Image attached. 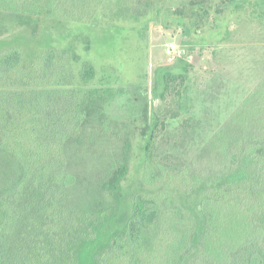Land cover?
Listing matches in <instances>:
<instances>
[{
  "label": "trees",
  "instance_id": "16d2710c",
  "mask_svg": "<svg viewBox=\"0 0 264 264\" xmlns=\"http://www.w3.org/2000/svg\"><path fill=\"white\" fill-rule=\"evenodd\" d=\"M108 0H0V13L99 24ZM149 3L134 0L144 17ZM68 49L31 60L21 48L0 51V264H79L112 215L132 145L104 106L123 88H75L95 68ZM120 138V137H119ZM144 184L166 179L192 198L186 210L168 193L136 192L118 216L121 233L94 264H264V78L198 155L173 172L145 161Z\"/></svg>",
  "mask_w": 264,
  "mask_h": 264
},
{
  "label": "rangeland",
  "instance_id": "374dc122",
  "mask_svg": "<svg viewBox=\"0 0 264 264\" xmlns=\"http://www.w3.org/2000/svg\"><path fill=\"white\" fill-rule=\"evenodd\" d=\"M134 0H108L99 24H76L0 13V51L19 47L31 60L45 49H68L96 72L75 88H123L104 106L118 127L116 149L128 138L132 157L126 179L110 197L112 215L80 245L79 264L121 233L118 216L136 192L149 198L168 193L189 211L192 198L166 179L144 184L145 161L177 172L208 144L264 78V0H144V17L130 12ZM174 44L169 55L166 48ZM120 137V138H119Z\"/></svg>",
  "mask_w": 264,
  "mask_h": 264
},
{
  "label": "built area",
  "instance_id": "2783aa9c",
  "mask_svg": "<svg viewBox=\"0 0 264 264\" xmlns=\"http://www.w3.org/2000/svg\"><path fill=\"white\" fill-rule=\"evenodd\" d=\"M174 44H172V43H169L168 45H167V48H166V53L167 54H169V55H171L173 52H174Z\"/></svg>",
  "mask_w": 264,
  "mask_h": 264
}]
</instances>
